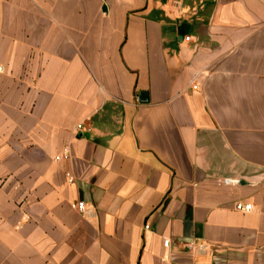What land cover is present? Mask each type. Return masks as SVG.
Masks as SVG:
<instances>
[{"label":"crops","instance_id":"crops-1","mask_svg":"<svg viewBox=\"0 0 264 264\" xmlns=\"http://www.w3.org/2000/svg\"><path fill=\"white\" fill-rule=\"evenodd\" d=\"M0 264H264V0H0Z\"/></svg>","mask_w":264,"mask_h":264},{"label":"built area","instance_id":"built-area-1","mask_svg":"<svg viewBox=\"0 0 264 264\" xmlns=\"http://www.w3.org/2000/svg\"><path fill=\"white\" fill-rule=\"evenodd\" d=\"M184 40L188 41L189 37L185 36ZM138 99V98H137ZM79 127V125H78ZM63 159H67L68 158V153H64L61 156ZM60 158V156H55L54 159L58 160ZM68 180L71 182L72 178L69 176L68 174ZM222 183L224 184H238L239 180L237 179H229V178H225L222 180ZM235 209L241 212H248L252 209V204L251 203H242V202H237L235 204ZM74 208L79 212V213H84L87 211V207L85 205V203L83 201H78L74 204ZM165 245H167V242H165ZM194 244L193 242L189 243V246L192 247ZM200 248H205V246H203V244L199 245Z\"/></svg>","mask_w":264,"mask_h":264}]
</instances>
